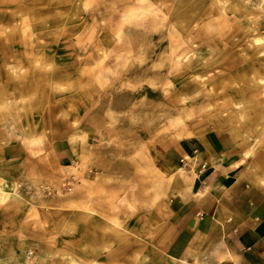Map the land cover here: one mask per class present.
<instances>
[{"label": "rangeland", "instance_id": "obj_1", "mask_svg": "<svg viewBox=\"0 0 264 264\" xmlns=\"http://www.w3.org/2000/svg\"><path fill=\"white\" fill-rule=\"evenodd\" d=\"M53 8L55 67L67 68L69 80L60 90L77 88L75 84L86 95L77 103V128L62 124L56 101L48 106L50 114L46 108L43 116L34 114L40 118V125L32 126L35 132L26 128L25 134L10 121L0 129V178L18 185V195L8 192L0 202V264H69V258L77 264H203L151 246V234L158 231L169 199L185 185L165 167L161 150L175 140L231 137L245 146L264 190V111L257 98L264 89V82H257L264 79V44L250 45L253 38H264V0H61ZM120 28L119 39H112ZM101 40L111 43L104 49L107 58L101 51L90 58L88 52L69 65L76 47L90 48ZM172 46L180 52L187 49L193 59L178 72L196 73L187 87L189 100L208 92L210 104L212 94L201 84L210 81L225 87L220 91L227 98L223 108L205 105L178 127L148 123L145 116L130 121L121 109L84 108L93 99L101 105L114 90L109 82L99 95L89 91L96 86L100 62L113 76V69L130 56L164 59ZM198 62L209 65L208 70L194 65ZM221 62L237 69L226 74ZM2 71L0 85L8 75L7 69ZM144 128L148 130L141 133ZM62 158L69 159L66 169L59 167ZM85 192L97 216L83 211ZM95 223L109 230L92 228ZM89 233L97 237V247H77V237ZM86 248L95 252L94 259L83 256Z\"/></svg>", "mask_w": 264, "mask_h": 264}, {"label": "bare ground", "instance_id": "obj_2", "mask_svg": "<svg viewBox=\"0 0 264 264\" xmlns=\"http://www.w3.org/2000/svg\"><path fill=\"white\" fill-rule=\"evenodd\" d=\"M57 1L61 0H0V77L3 75L2 69L4 68L7 69L8 74L6 82L0 85V129L7 127L10 121L11 123L16 122L17 126L24 129L25 134L27 133L26 128L30 132H35L36 130L32 126L40 125V118L37 119L34 114L43 116V111L46 109L50 114L51 109L48 106L56 101L59 113L62 114V124L69 125L70 128H77L79 124L81 109L78 108L80 106H77V103L83 100L86 94L84 95L75 84L74 87L78 89L60 90L61 87H68L67 68L63 67L62 71L56 68L53 56V46L56 41L52 30L57 22L52 13L53 5ZM39 29L45 33L38 34ZM120 33L121 28L114 32L111 38L118 40ZM132 35L136 39V34ZM190 36L189 34L186 37H189L190 40ZM176 37H179V34ZM171 39H173V35H171ZM41 42L45 45H42ZM110 44L108 40H101L99 45L93 43L90 48L76 47L69 65H74L77 58L88 52L92 54L90 58L94 57L97 51L104 54V49L108 48ZM263 44L264 38L258 37L253 38L250 43L255 47ZM185 50L187 49L180 52L175 46H172L169 47L168 56L164 59H155L152 56H134L135 58L130 56V59L127 58L122 65H118L115 61L118 69L117 67L114 68L115 70L113 69V76H109V67L100 62L101 69L96 68L99 72L98 79H93L96 86H92L93 88L89 91L99 95L100 89L109 82L112 83L114 90L107 92V94L110 93V97L105 98L107 96L105 95L101 105H97L99 101L93 99L88 105L85 104L84 108L96 106V112L103 109H112L113 111L121 109L126 111L127 119L130 121H133L135 116L138 118L145 116L148 123H167L171 127L185 124L188 118L192 119L197 116L195 111L200 109L203 111L205 105H211L216 109L223 108L227 104L225 101L227 98H223L221 95L225 87L224 85L215 86L216 84H212L210 81L201 83L203 86L207 85L209 93L212 94L210 104L205 99L209 95L208 92L202 93L204 97L201 99L190 97L191 100H189L187 87L191 82L190 78L196 77V73L192 71L178 73L187 69L193 60L188 54L190 51ZM127 53L131 54L130 51ZM105 54L103 57L107 58ZM194 65L203 67L205 71L209 68V65L204 63L198 62ZM220 65L225 69L224 73L226 74L237 69L235 65H231L227 69L225 67L227 65L223 66V62ZM105 70L107 73H104ZM188 77L189 82L187 81ZM257 82H264V79L258 78ZM59 90L60 93L57 92ZM201 91L199 92L201 93ZM192 92H198V89H194ZM257 98L261 100L264 111V89ZM220 99H224L225 102L219 103ZM108 106L110 108H107ZM233 106L238 107L239 104ZM66 108L68 110H65ZM205 112L207 113L208 110ZM51 122L49 120V126ZM142 130L141 133L148 129ZM248 156L246 155L247 158ZM17 186L16 183L9 184L0 178V202L5 200L8 192L13 196L18 195ZM88 192L92 193V189H89ZM82 209L85 213L98 215L96 214L98 211L89 205L87 194L84 197ZM111 223L117 224L115 220H111ZM90 225L92 228L109 230V227L100 223ZM115 235L123 237L121 233L115 232ZM104 236L101 238H105ZM96 238L92 233L82 234L75 240V245L79 248H84L85 243L96 246ZM116 241L120 242L121 239L116 238ZM82 254L86 260L95 258V252H90L87 248ZM110 258L112 257L109 256L107 260L111 262ZM68 261L69 264H77V261L71 258ZM19 264L26 263L21 260Z\"/></svg>", "mask_w": 264, "mask_h": 264}, {"label": "crops", "instance_id": "obj_3", "mask_svg": "<svg viewBox=\"0 0 264 264\" xmlns=\"http://www.w3.org/2000/svg\"><path fill=\"white\" fill-rule=\"evenodd\" d=\"M245 153L215 135L165 144L161 160L185 185L169 199L151 246L203 264H264V190Z\"/></svg>", "mask_w": 264, "mask_h": 264}]
</instances>
